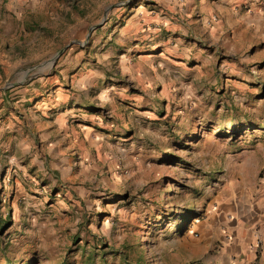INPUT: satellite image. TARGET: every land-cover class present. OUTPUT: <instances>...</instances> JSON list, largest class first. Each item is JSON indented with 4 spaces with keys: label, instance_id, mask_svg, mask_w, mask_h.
Instances as JSON below:
<instances>
[{
    "label": "rangeland",
    "instance_id": "374dc122",
    "mask_svg": "<svg viewBox=\"0 0 264 264\" xmlns=\"http://www.w3.org/2000/svg\"><path fill=\"white\" fill-rule=\"evenodd\" d=\"M243 211L264 0H0V264H222Z\"/></svg>",
    "mask_w": 264,
    "mask_h": 264
},
{
    "label": "crops",
    "instance_id": "0c3cea01",
    "mask_svg": "<svg viewBox=\"0 0 264 264\" xmlns=\"http://www.w3.org/2000/svg\"><path fill=\"white\" fill-rule=\"evenodd\" d=\"M231 229L232 242L222 264H264V217L259 220L243 211L231 222Z\"/></svg>",
    "mask_w": 264,
    "mask_h": 264
},
{
    "label": "water",
    "instance_id": "95a60500",
    "mask_svg": "<svg viewBox=\"0 0 264 264\" xmlns=\"http://www.w3.org/2000/svg\"><path fill=\"white\" fill-rule=\"evenodd\" d=\"M109 9V8H108ZM105 22V20H103L99 25H97V26H94L93 28H92V30L94 29V28H96V27H100V26H102V24Z\"/></svg>",
    "mask_w": 264,
    "mask_h": 264
},
{
    "label": "trees",
    "instance_id": "16d2710c",
    "mask_svg": "<svg viewBox=\"0 0 264 264\" xmlns=\"http://www.w3.org/2000/svg\"><path fill=\"white\" fill-rule=\"evenodd\" d=\"M93 254H95V253H93ZM9 264H12V263H9Z\"/></svg>",
    "mask_w": 264,
    "mask_h": 264
}]
</instances>
